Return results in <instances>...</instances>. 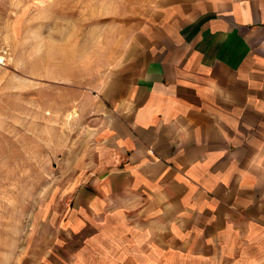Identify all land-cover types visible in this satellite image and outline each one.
<instances>
[{"label":"crops","instance_id":"crops-1","mask_svg":"<svg viewBox=\"0 0 264 264\" xmlns=\"http://www.w3.org/2000/svg\"><path fill=\"white\" fill-rule=\"evenodd\" d=\"M132 32L65 162L69 226L108 214L188 260L264 264V0H157Z\"/></svg>","mask_w":264,"mask_h":264},{"label":"rangeland","instance_id":"rangeland-1","mask_svg":"<svg viewBox=\"0 0 264 264\" xmlns=\"http://www.w3.org/2000/svg\"><path fill=\"white\" fill-rule=\"evenodd\" d=\"M156 1L0 0V264H204L154 249L115 216L79 233L66 218L65 162L100 120L121 38Z\"/></svg>","mask_w":264,"mask_h":264}]
</instances>
